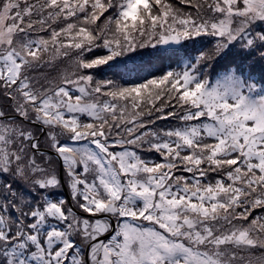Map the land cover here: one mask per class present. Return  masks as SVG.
<instances>
[{
    "label": "snow or ice",
    "instance_id": "snow-or-ice-1",
    "mask_svg": "<svg viewBox=\"0 0 264 264\" xmlns=\"http://www.w3.org/2000/svg\"><path fill=\"white\" fill-rule=\"evenodd\" d=\"M0 264H264V0H0Z\"/></svg>",
    "mask_w": 264,
    "mask_h": 264
},
{
    "label": "rangeland",
    "instance_id": "rangeland-1",
    "mask_svg": "<svg viewBox=\"0 0 264 264\" xmlns=\"http://www.w3.org/2000/svg\"><path fill=\"white\" fill-rule=\"evenodd\" d=\"M177 2H178V0H177ZM64 195H65V193H64ZM67 195H69V194L67 193Z\"/></svg>",
    "mask_w": 264,
    "mask_h": 264
},
{
    "label": "water",
    "instance_id": "water-1",
    "mask_svg": "<svg viewBox=\"0 0 264 264\" xmlns=\"http://www.w3.org/2000/svg\"><path fill=\"white\" fill-rule=\"evenodd\" d=\"M65 195H67V192H65Z\"/></svg>",
    "mask_w": 264,
    "mask_h": 264
}]
</instances>
